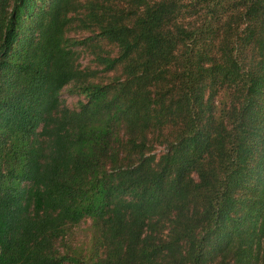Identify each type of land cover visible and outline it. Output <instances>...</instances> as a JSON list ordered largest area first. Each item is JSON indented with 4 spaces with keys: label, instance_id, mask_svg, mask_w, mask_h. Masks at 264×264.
<instances>
[{
    "label": "trees",
    "instance_id": "1",
    "mask_svg": "<svg viewBox=\"0 0 264 264\" xmlns=\"http://www.w3.org/2000/svg\"><path fill=\"white\" fill-rule=\"evenodd\" d=\"M0 264H264V0H0Z\"/></svg>",
    "mask_w": 264,
    "mask_h": 264
},
{
    "label": "rangeland",
    "instance_id": "2",
    "mask_svg": "<svg viewBox=\"0 0 264 264\" xmlns=\"http://www.w3.org/2000/svg\"><path fill=\"white\" fill-rule=\"evenodd\" d=\"M90 60V54L89 52H84V54L81 57V62L84 64L89 63ZM61 99L65 102L66 105L72 107V108H77L78 107V101L80 99L79 96L77 95H72L67 89H64L62 94H61ZM163 149L162 146H160L156 152H160ZM90 222H84L81 224V226L77 227L75 229V235L83 240L88 242L91 238V231L89 228Z\"/></svg>",
    "mask_w": 264,
    "mask_h": 264
}]
</instances>
